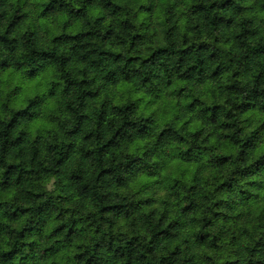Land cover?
I'll return each instance as SVG.
<instances>
[{
    "label": "clouds",
    "instance_id": "clouds-1",
    "mask_svg": "<svg viewBox=\"0 0 264 264\" xmlns=\"http://www.w3.org/2000/svg\"><path fill=\"white\" fill-rule=\"evenodd\" d=\"M0 264H264V0H0Z\"/></svg>",
    "mask_w": 264,
    "mask_h": 264
}]
</instances>
